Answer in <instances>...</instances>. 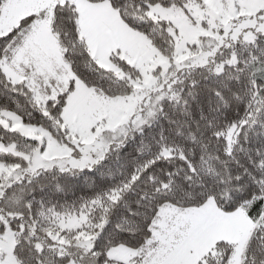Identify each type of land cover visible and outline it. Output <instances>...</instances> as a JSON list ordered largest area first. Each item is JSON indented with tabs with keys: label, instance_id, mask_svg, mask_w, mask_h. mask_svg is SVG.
<instances>
[{
	"label": "snow or ice",
	"instance_id": "1",
	"mask_svg": "<svg viewBox=\"0 0 264 264\" xmlns=\"http://www.w3.org/2000/svg\"><path fill=\"white\" fill-rule=\"evenodd\" d=\"M0 264H264V0H0Z\"/></svg>",
	"mask_w": 264,
	"mask_h": 264
}]
</instances>
